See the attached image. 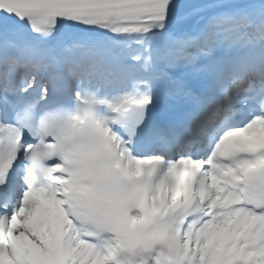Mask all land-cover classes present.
<instances>
[{
	"label": "snow or ice",
	"instance_id": "1",
	"mask_svg": "<svg viewBox=\"0 0 264 264\" xmlns=\"http://www.w3.org/2000/svg\"><path fill=\"white\" fill-rule=\"evenodd\" d=\"M0 264H264V0H0Z\"/></svg>",
	"mask_w": 264,
	"mask_h": 264
}]
</instances>
